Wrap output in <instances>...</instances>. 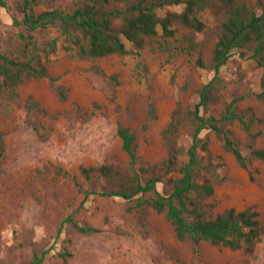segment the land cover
Here are the masks:
<instances>
[{
    "label": "rangeland",
    "instance_id": "obj_1",
    "mask_svg": "<svg viewBox=\"0 0 264 264\" xmlns=\"http://www.w3.org/2000/svg\"><path fill=\"white\" fill-rule=\"evenodd\" d=\"M5 1L8 8L0 7V51L15 58L21 46L17 40L21 33L27 34L22 0ZM249 1L261 13L259 0ZM75 6L76 0H41L35 9L40 13ZM183 9L184 5H168L163 13ZM225 12L215 2L200 13L208 32L198 33L197 39L206 61L212 58L215 30ZM185 32L179 27L177 36ZM162 33L160 29V35L139 53L135 50L124 56L72 59L60 48L47 67L50 76L58 78L57 84L66 88V100L60 99L49 78H29L15 99L0 98L5 141L0 157V264H30L36 253L45 251L41 264H264V238L253 254L246 247L231 249L209 241L200 244L197 254L189 242L177 238L165 214L150 206L137 207L140 194L126 200L92 193L85 199L86 191L119 189L133 174L118 135L119 125L136 135L141 158L136 169L142 177L159 174L161 160L169 152L163 130L176 108L186 110L198 101V90L213 75L210 69L195 65L196 56L179 52L176 43L169 44L174 38L167 44ZM35 36L40 42L60 37L63 44L56 29L37 31ZM263 72L253 58L234 52L221 71L220 102L210 105L209 113L221 114L224 103L236 98L239 109L252 107L263 129L256 146L264 149V101L248 96L260 90ZM30 97L38 106L30 107ZM183 118L181 114L180 131L169 135V140L187 149L192 135ZM227 129L249 155L239 122ZM202 136L206 148L201 156L214 168L201 172L200 181L214 173L223 179L216 186V199L207 200L215 203L207 208V217L230 207H253L264 219V161L255 159L249 168L242 167L219 135L205 131ZM185 160L182 155L168 175H178ZM104 164L112 166L111 175L120 172L123 176L109 179L98 171L81 172L84 167ZM70 216L99 231L83 233L69 222L60 229Z\"/></svg>",
    "mask_w": 264,
    "mask_h": 264
},
{
    "label": "trees",
    "instance_id": "obj_2",
    "mask_svg": "<svg viewBox=\"0 0 264 264\" xmlns=\"http://www.w3.org/2000/svg\"><path fill=\"white\" fill-rule=\"evenodd\" d=\"M215 2L224 6L226 14L215 30L217 40L212 58L206 61L201 50L202 43L197 39L198 33L208 32L200 13ZM40 4L41 0H22L20 3L22 23L27 34H20L17 42L21 46H18L15 58L0 51V98L15 99L20 86L29 78H49L60 99L66 100V88L57 84L58 78L50 76L47 67L51 56L60 48L72 59H95L113 54L124 56L135 50L139 53L160 35V29L167 44L174 38V42L169 44L176 43L179 52L196 56L194 63L197 67L213 72L198 90V101L186 110L176 108L172 120L163 130L169 152L161 160L159 174L149 175L146 179L142 177L136 169L141 160L137 154L136 135L128 127L119 125L118 135L123 150L129 156V169L133 174L121 182L119 189L86 191L85 199L92 193L126 200L140 194L137 207L150 206L156 212L165 214L174 226L177 238L189 242L197 254L204 241L231 249L246 247L253 254L264 238V219L253 207L242 210L230 207L215 217H207V208L215 206L207 200L216 199V186L223 183V179L214 173L200 181L203 178L201 172L210 173L214 168L212 163H204L201 151L206 148L202 134L207 131L222 138L224 148L235 156L242 167L249 168L255 159L264 161V149L256 146L257 139L263 134L261 119L252 107L239 109L235 105L239 100L236 98L224 103L221 114L209 113V106L220 102L221 71L234 52L241 57L253 58L264 68V0H259L257 4L261 13L249 0H76L72 10L54 7L37 13L35 8ZM168 5H184V9L180 13L164 14ZM0 7L8 8L7 2L0 0ZM13 20L15 24H21L18 19ZM179 27L186 32L178 37ZM50 29L60 32L62 45L60 37L40 42L35 36L37 31L48 32ZM248 96L264 101V72L260 90L250 92ZM30 100L31 108L38 106L32 97ZM181 114L187 120L192 135V143L187 149L177 147L169 140V135L175 136L180 131L183 122ZM236 121L245 132L244 145L250 150L249 155L244 153L241 142L227 129ZM4 153V133L0 129V157ZM182 155L186 156V160L180 165L178 175H168L175 171ZM92 171L105 174L109 179L123 176L120 172L111 175L112 166L108 164L81 170L86 175ZM66 222L83 233L99 231L95 226L80 224L72 216L62 223L60 229ZM47 253H36L30 264H41Z\"/></svg>",
    "mask_w": 264,
    "mask_h": 264
}]
</instances>
